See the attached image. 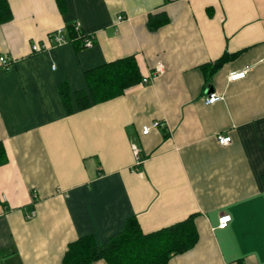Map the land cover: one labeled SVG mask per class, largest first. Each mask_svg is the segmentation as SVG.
Listing matches in <instances>:
<instances>
[{
  "label": "crops",
  "instance_id": "0c3cea01",
  "mask_svg": "<svg viewBox=\"0 0 264 264\" xmlns=\"http://www.w3.org/2000/svg\"><path fill=\"white\" fill-rule=\"evenodd\" d=\"M8 1L0 264H63L71 242L102 245L132 217L152 233L191 215L198 243L168 264H264V0ZM151 16L167 22L152 30ZM77 24L94 35L92 48L70 38ZM60 30L66 42L55 45ZM36 44L46 49L33 52ZM131 56L143 79L159 64L163 72L79 110L86 72ZM212 92L222 100L207 105ZM222 216H231L225 229Z\"/></svg>",
  "mask_w": 264,
  "mask_h": 264
},
{
  "label": "trees",
  "instance_id": "16d2710c",
  "mask_svg": "<svg viewBox=\"0 0 264 264\" xmlns=\"http://www.w3.org/2000/svg\"><path fill=\"white\" fill-rule=\"evenodd\" d=\"M151 16L149 27L154 30L167 22L166 18L153 20ZM13 19V12L8 0H0V24ZM70 38L81 47L85 35L76 29H70ZM229 56L225 55L214 62L211 72L222 67ZM88 83V93L77 92L79 110L101 103L124 94L132 86L142 83L134 56L122 58L103 66L92 69L85 74ZM61 97L67 113H71V94L69 87L62 84ZM7 161L6 153L0 144V166ZM195 215L170 227L152 233H144L136 217L127 220L124 229L112 236L102 245H98L93 236L79 238L68 245L63 258V264H91L104 260L108 264H168L170 259L193 249L199 240L195 223Z\"/></svg>",
  "mask_w": 264,
  "mask_h": 264
},
{
  "label": "built area",
  "instance_id": "2783aa9c",
  "mask_svg": "<svg viewBox=\"0 0 264 264\" xmlns=\"http://www.w3.org/2000/svg\"><path fill=\"white\" fill-rule=\"evenodd\" d=\"M76 30L78 32H80L79 24L76 25ZM52 36L54 38L55 45H60V44H63L66 42V39L62 35V30L56 32ZM82 45L84 48H92L94 45V35H86L82 40ZM32 49H33V52H39L43 49H46V46L36 44L32 47ZM10 65H11V61L8 58H6L4 56L0 57V67L1 68L9 69ZM163 69H164L163 65L159 64V66L154 71L153 75L144 78L142 83L148 84L153 77L162 73ZM249 71H250V68H246V69L241 70V71L232 72L229 76V80L231 82L243 80L247 77ZM220 100H222V97L220 95H218L217 93H215V92L208 93V95L205 98V104H207V105L214 104ZM159 126H160V124L158 122H154L151 126L144 127L143 133L148 134L152 130V128H158ZM218 140H219L220 144L226 145V144L230 143L231 138L225 137V136H219ZM134 152L138 158L139 157V150L136 146H134ZM34 214H35V212L32 211L30 214L27 215V218L31 219L34 216ZM230 221H231V216H222L219 219V228H221V229L227 228Z\"/></svg>",
  "mask_w": 264,
  "mask_h": 264
}]
</instances>
